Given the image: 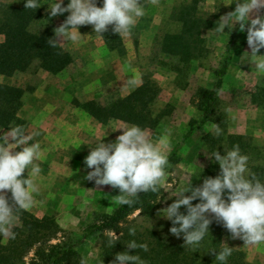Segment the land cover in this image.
I'll list each match as a JSON object with an SVG mask.
<instances>
[{"label": "rangeland", "instance_id": "rangeland-1", "mask_svg": "<svg viewBox=\"0 0 264 264\" xmlns=\"http://www.w3.org/2000/svg\"><path fill=\"white\" fill-rule=\"evenodd\" d=\"M22 1L0 0V4L20 7ZM191 1L143 0L145 15L138 19L130 35H118L122 45L117 50H110L93 32L91 25L78 26L81 40L60 42V38H56L60 42L57 45L70 55V62L56 74L33 65L30 70L11 77L0 76V83L22 87L24 94L17 112L19 125L27 134L39 133L29 143L39 141L43 150L36 161L42 169L36 178L39 191L34 194L32 208L26 211L38 219L44 216L53 219L60 232L51 243L61 240L78 244L80 264H100V259L101 264H111L115 257L104 252L105 239H109L107 230L103 233L94 231L82 238L97 223L99 216L110 215L119 207L111 203V197L119 195L118 189L97 186L94 181L84 179L90 171L85 167L84 159L102 135L109 132L102 142H112L121 134V130L115 131L116 127L126 124L117 119L100 123L83 109L84 103L105 106L124 98L147 77L160 90L152 105V113L163 111L164 115L157 127L145 130L153 139L166 130L170 131L172 143L168 156L177 147L169 159L167 171L171 175L168 181L179 186L190 180L192 186L197 187L203 182L202 170L216 164L206 156L208 146L202 141L203 136L214 134V131L210 127L212 122L202 119L198 90L200 87L216 90L219 110L224 115L220 135H239L249 139L250 145L256 148L249 150L253 155H248V167L252 162L264 165V104L257 106L251 101V94L263 88L264 75L255 72L254 65L248 62L247 54L250 55L251 50L246 43L247 25L245 31L238 30L239 24L231 32L226 27L225 34L214 31L216 22L233 11L235 4L226 5L231 0H198V16L212 21L213 27L201 32L204 53L191 60L188 69L180 59L161 51L163 36L178 32L177 12ZM48 2L40 0L43 16L49 14ZM97 6H101V0H97ZM255 14L264 15V9ZM67 15L52 17L53 30L64 22ZM46 21L47 18L42 20L43 23ZM257 55H264V49H260ZM179 69L184 72L179 74ZM137 77L135 84L129 83L130 78ZM0 130L8 131L2 127ZM23 175H27V170ZM161 190L155 216L144 219L137 210L127 218L128 226L135 223L142 228L160 229V223L169 221L160 215V210L173 202L175 197H169L174 189L169 192ZM207 215L212 219L211 214ZM215 222L212 219V223ZM119 227L126 228V222ZM8 241L0 236V246H6ZM223 244L242 252L248 264H264V245L246 246L243 240L233 239L226 230L221 238L222 247ZM32 256L33 249L12 264H30Z\"/></svg>", "mask_w": 264, "mask_h": 264}, {"label": "clouds", "instance_id": "clouds-1", "mask_svg": "<svg viewBox=\"0 0 264 264\" xmlns=\"http://www.w3.org/2000/svg\"><path fill=\"white\" fill-rule=\"evenodd\" d=\"M44 4V3H43ZM49 16L68 13L64 22L54 30V38L48 44L55 47L63 40L77 42L82 39L78 26L91 25L93 32L101 39L102 33L112 26L117 35H130L138 19L145 15L143 0H49ZM235 4L233 11L220 17L214 31L225 34L227 27L231 32L236 24L239 31H245L246 43L251 50L248 62L254 65L253 70L264 75V55H257L264 49V15H257L264 9V0H231ZM40 0H24V7L37 9ZM63 5V6H62ZM56 38H60V42ZM137 78H130L129 83L135 84ZM195 111V109H193ZM216 136L222 132L219 124L210 125ZM121 130L114 141L104 143L102 135L95 146L90 148L84 159V165L90 171L84 179L94 181L97 186L108 185L119 190V195L111 197L115 206L134 205L138 202V193L159 194L171 191L175 197L172 203L160 210V215L171 222L169 232L175 237H182L184 246L199 248L209 225L214 219L221 224L233 239L239 238L244 245L259 247L264 245V181L250 172L249 157L242 154L239 145H233L223 154L213 150L206 156L218 164L219 173L213 177H205L202 184L192 186L186 181L179 186L169 183L171 175L168 151L171 148V133L166 130L153 139L145 129L136 124H122L115 131ZM38 132L27 134L24 127L16 125L7 132L0 130V236L14 239L13 230L20 219V213L32 208L34 194L39 191L36 178L42 169L36 161L42 156L39 141L29 143ZM19 149V151H16ZM214 158V159H213ZM27 170V175H23ZM10 193V198L5 195ZM185 193H190L185 195ZM193 201H198L193 204ZM183 206L184 212H181ZM207 214L212 215V219ZM149 227L152 225L149 222ZM136 227L128 229L129 235L136 234ZM109 244L119 240L114 230H107ZM215 253L217 264H226L232 249L226 244ZM127 249L148 251L147 243L128 241ZM101 264V259H100ZM111 264H146L139 254L123 251L115 254Z\"/></svg>", "mask_w": 264, "mask_h": 264}, {"label": "trees", "instance_id": "trees-1", "mask_svg": "<svg viewBox=\"0 0 264 264\" xmlns=\"http://www.w3.org/2000/svg\"><path fill=\"white\" fill-rule=\"evenodd\" d=\"M198 0L183 5L177 12L175 21L178 22L177 33H166L162 40V53L180 59L185 69L190 67L191 60L202 57L204 53V39L201 32L212 28V21L198 16ZM47 18L45 23L42 22ZM53 18L47 14L41 15L40 8L30 9L24 7V0L20 7L0 4V76L11 77L18 72H26L36 65L38 68L56 74L60 72L69 62L70 55L61 47H52L48 44L54 38ZM112 26L102 33L103 40L110 50L121 48V38L112 32ZM184 69H179L182 74ZM219 74V73H218ZM218 88L219 83L216 85ZM216 87V88H217ZM160 90L157 85L147 77L143 78L141 85L136 87L124 98L112 101L102 106L94 102H86L83 109L100 123H107L110 119H117L126 124H136L142 129H153L157 127L163 118V111L152 113V105L157 99ZM216 90L199 88L198 107L203 113V121L217 123L221 127L224 115L219 110V99ZM24 91L22 87L0 83V127L9 129L13 125H19L20 119L17 112L22 104ZM252 103L264 104V86L258 92L251 94ZM263 99V101H262ZM168 108H170L168 106ZM204 144L208 146L207 152L217 150H230L233 145H239L241 153L253 155L250 149L256 148L250 145V140L243 136H225L208 133L202 137ZM252 146V147H251ZM174 147L168 160L175 154ZM250 172L264 181V165L252 162L249 165ZM219 173V166L208 165L202 170L200 176L215 177ZM162 192V190H161ZM10 198V193H6ZM139 200L136 204L119 206L112 214L99 216L97 223L89 228L82 238H86L94 231L103 233L105 230H114L121 234L113 245L105 239L104 252L110 257L115 254L128 251L129 254H137L146 261V264H217L215 253L209 250L219 251L223 231L226 230L221 224L215 222L209 225V234H206L199 248L192 249L184 246L183 238L175 237L169 232L171 222L160 223V229H149L139 227L134 223L137 231L134 236L129 235L128 217L135 211L144 219L155 216L159 206V194L138 193ZM198 201H193L195 204ZM181 212H184L183 206ZM211 219V218H210ZM126 222V228L119 225ZM16 233L14 239H9L6 246H0V263L12 264L14 260H21L25 254L33 249L30 264H80L77 251L78 244L69 241L57 240L60 228L49 217L38 219L26 210L20 213V219L13 229ZM227 231V230H226ZM136 240L137 243H147L148 251L140 249L130 250L126 248L128 241ZM226 264H248L244 260V254L232 249Z\"/></svg>", "mask_w": 264, "mask_h": 264}]
</instances>
